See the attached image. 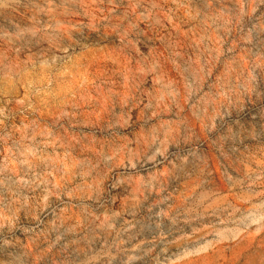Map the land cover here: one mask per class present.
Instances as JSON below:
<instances>
[{
	"label": "rangeland",
	"instance_id": "obj_1",
	"mask_svg": "<svg viewBox=\"0 0 264 264\" xmlns=\"http://www.w3.org/2000/svg\"><path fill=\"white\" fill-rule=\"evenodd\" d=\"M0 264H264V0H0Z\"/></svg>",
	"mask_w": 264,
	"mask_h": 264
}]
</instances>
